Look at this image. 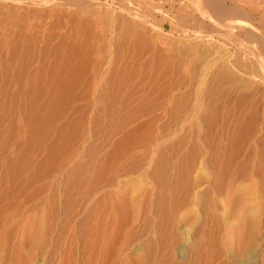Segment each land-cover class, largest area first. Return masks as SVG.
I'll use <instances>...</instances> for the list:
<instances>
[{
    "label": "rangeland",
    "instance_id": "1",
    "mask_svg": "<svg viewBox=\"0 0 264 264\" xmlns=\"http://www.w3.org/2000/svg\"><path fill=\"white\" fill-rule=\"evenodd\" d=\"M210 1L0 0V237L264 264V0Z\"/></svg>",
    "mask_w": 264,
    "mask_h": 264
},
{
    "label": "bare ground",
    "instance_id": "2",
    "mask_svg": "<svg viewBox=\"0 0 264 264\" xmlns=\"http://www.w3.org/2000/svg\"><path fill=\"white\" fill-rule=\"evenodd\" d=\"M201 3L208 4L209 6L211 4H213V2L210 0H201ZM239 13H240V10L238 8H231V9L226 8V11L224 14L225 15H238ZM217 14L219 15L221 13L219 12ZM238 23L239 22L236 23V27H238L237 26ZM240 24H238V25H240ZM242 26H243V24H241V27ZM233 28H235V27H233ZM242 29H240V30H242ZM248 31L249 30H247L245 32H248ZM251 33H252V31L249 33V35H251ZM259 33L260 32H258V34ZM259 35H256V36H258V38H260L261 35H262V37L264 36L263 34H261L259 37ZM238 36H240V35H238ZM248 37H250V36H248ZM253 37H255V36H253ZM262 39L264 40V37ZM247 41H249V40L247 39ZM252 41L253 40H251L250 42H252ZM256 41H258V40H256ZM256 41H255V43H257ZM259 41H261V40H259ZM263 42L264 41H262L261 43H263ZM253 43H254V41L250 44V46ZM259 43H258V46L261 45ZM238 45H241L240 46L241 48L244 47V45L242 46V44H238ZM245 46L247 49V47L249 45L248 46L245 45ZM256 46H257V44L252 49H248L250 51L249 54L253 53L252 54L253 56H257L259 54V52L264 54V45H261L259 47H256ZM242 49H245V48H242ZM260 56H263V55L261 54ZM257 57L259 59V55ZM256 61L259 62V64H260V62L262 63L261 60L258 61L256 59ZM258 68H260V67H258ZM261 69H264V68H261ZM263 72H264V70H263ZM37 227H39V229H40L41 224L38 225ZM90 238H89V241H87L85 239L87 242L85 241V243L79 245V243H77V240H76L77 238L76 239L68 238V237L66 238V236L63 238H60L59 236L58 237H49V236L46 237L40 233V230L36 231L33 235L26 236V235L20 234L18 239L11 238L10 235L5 233L0 237V264H158L156 261H154V258H151L152 256L150 257V255H148L149 253L143 254L140 256H138V255L136 256V255L128 254L127 252L119 250V249L114 251V252H109L107 247H106L108 244L107 238H105L103 236H92ZM185 245L183 244L182 247L179 249V257L178 258H179V261H181L182 263H183V261L187 260L186 258L188 257V256L186 257L187 252L185 249V247H186ZM244 248H245L244 253L246 255V257H245L246 260H244V259L243 260L245 261V263L250 264V262H251L250 259L252 257V255H251L252 251L250 249H248V247H244ZM237 257H238V255H237ZM172 258H171V260H172ZM157 259H158V257H157ZM167 259H169V258H165V259L162 258V261H165ZM175 260H177V259H175ZM159 261H161V260H159ZM181 262L179 264H182ZM171 263H173V262H171ZM159 264H163V262H161ZM183 264H185V263H183Z\"/></svg>",
    "mask_w": 264,
    "mask_h": 264
}]
</instances>
